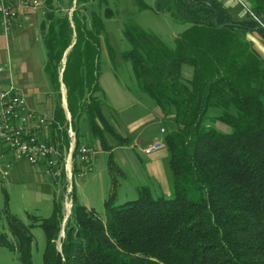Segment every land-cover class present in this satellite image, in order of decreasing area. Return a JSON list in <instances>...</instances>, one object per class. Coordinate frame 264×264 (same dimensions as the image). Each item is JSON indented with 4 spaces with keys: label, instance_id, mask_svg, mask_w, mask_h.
I'll use <instances>...</instances> for the list:
<instances>
[{
    "label": "trees",
    "instance_id": "trees-1",
    "mask_svg": "<svg viewBox=\"0 0 264 264\" xmlns=\"http://www.w3.org/2000/svg\"><path fill=\"white\" fill-rule=\"evenodd\" d=\"M55 1L63 0L46 1L41 23L45 71L58 93L52 130L67 121L63 69L76 135L87 121L92 141L100 139L108 149L106 134L120 136L103 111L104 21L94 12L89 26L77 9L71 17L59 16ZM75 1L77 7L90 2L68 0L69 8ZM246 1L257 19L251 13L239 17L221 0H157V12L189 25L172 47L138 26L125 28L130 49L123 59L130 61L140 90L174 122L164 138L173 195L156 197L145 187L137 199L116 204L113 191L104 217L74 201L62 254L55 243L65 217L55 200L53 215L41 224L47 235L44 264H264V55L248 39L252 34L264 44V0ZM108 51L113 60L114 49ZM184 67L191 69L190 78ZM9 223L16 242L0 234V247L32 264L31 227L16 217Z\"/></svg>",
    "mask_w": 264,
    "mask_h": 264
},
{
    "label": "rangeland",
    "instance_id": "rangeland-1",
    "mask_svg": "<svg viewBox=\"0 0 264 264\" xmlns=\"http://www.w3.org/2000/svg\"><path fill=\"white\" fill-rule=\"evenodd\" d=\"M221 1L239 17L251 13L257 19L252 14L251 4L246 0ZM54 4L56 14L59 16L69 14L71 17L77 9L80 17L88 20L89 26L92 24L94 12L104 21L101 85L106 103L103 111L105 118L120 137L115 139L114 136L108 134L106 140L109 148L105 149L100 139L92 141L87 121L79 123L81 133L76 135L68 109L67 89L63 83L64 70L62 69L60 92L67 102L65 109L67 121L53 130L50 128L47 135L49 134L48 140L55 145L61 156H63L62 150L64 151L65 164L73 154L70 160L72 161V175L68 177L63 167L64 177L49 178L45 176L42 166L33 167L24 160L12 158L11 176L7 181L0 183V234L6 236L10 243L15 244L16 236L12 233L9 223L11 217H16L27 227H31L30 231L34 236L31 247L32 264H44L47 235L41 224L53 215L55 200L56 203L62 202V212L65 217L55 243L56 250L62 254V244L66 237L65 224L72 213L74 201L77 200L88 210L93 209L99 216L104 217L105 201L113 191L116 193V204L137 199L139 189L145 187H148L156 197H172V178L164 138L173 129L174 122L169 120L170 117L168 118L167 114L140 90L130 61L122 57V54L130 49L124 31L127 26L135 25L160 39L166 46L172 47L176 38L189 28L188 24L181 22L170 13L157 12V0H90L78 7L75 1L72 8H69L68 0L55 1ZM45 6L46 4L43 3L37 11L42 17L45 16ZM37 34H39L38 37L43 38L40 31ZM4 37L2 46L3 50H7L10 38ZM104 37L107 38L108 44H105ZM248 39L264 55V44L252 34L248 35ZM31 41L27 38L22 39L21 45L27 47L29 43L32 45ZM108 46L112 47L116 53L113 60ZM10 50L14 59L16 55L24 59L35 84L43 94L54 92L55 105L58 101V93L55 92L53 86L51 87L50 78L44 70L47 63L44 43L39 39L38 42H34L33 48L24 50L21 54L19 52L15 54V49ZM65 63L66 55L62 61L63 67ZM183 73L186 78L192 75L188 67H184ZM96 96L102 99L101 93H97ZM87 97L89 98L90 94ZM212 114L215 115L218 112H212ZM49 120L52 123L54 121L53 118ZM217 128L224 132L229 131V128H225L222 124H218ZM67 134L69 141L66 140ZM56 137L60 138L59 143ZM87 140L91 141V144ZM67 141L69 148H66ZM158 143L165 145V148L152 151L153 146ZM85 144L93 149L95 159L93 171L81 176L80 174L86 171L79 165L77 158L76 163L74 154H77ZM59 145L63 148H59ZM150 145L148 154L144 150ZM76 167L81 169L80 173L75 170ZM15 227L13 224L14 230L17 229ZM0 264H22L20 254L8 247H0Z\"/></svg>",
    "mask_w": 264,
    "mask_h": 264
},
{
    "label": "built area",
    "instance_id": "built-area-1",
    "mask_svg": "<svg viewBox=\"0 0 264 264\" xmlns=\"http://www.w3.org/2000/svg\"><path fill=\"white\" fill-rule=\"evenodd\" d=\"M42 4V0H0V26L5 35L28 24L31 14ZM51 126L49 119L39 116L29 107L27 98L15 86L0 90V183L11 176L12 158L24 160L33 167L42 166L49 178H61L63 165L66 175H72L70 160L73 154L66 164L65 161L64 164L59 162L60 152L47 136ZM164 148L165 145L158 143L152 151ZM77 159L79 164L86 166V172L81 176L93 171L95 153L92 148L82 146Z\"/></svg>",
    "mask_w": 264,
    "mask_h": 264
},
{
    "label": "crops",
    "instance_id": "crops-1",
    "mask_svg": "<svg viewBox=\"0 0 264 264\" xmlns=\"http://www.w3.org/2000/svg\"><path fill=\"white\" fill-rule=\"evenodd\" d=\"M43 1V0H42ZM46 4L47 0H44ZM46 6L44 8V13H46ZM36 10L34 14H31L29 17L28 24L23 25L21 28H15L9 35H4V31L0 26V90L4 89L7 90L11 86H15V88L27 98L29 107L34 110L39 116L49 118H54V92L53 93H46L44 94L41 90L37 87L34 82L33 75L29 72L28 65L25 63L24 59L18 57L17 55L13 56L10 49H15V54L19 52L21 54L29 50L30 48L34 47V42L40 41L43 42L42 38L38 37V31L42 34L41 23L44 20L42 15L40 16ZM10 38L9 42V49L3 50V38ZM2 38V39H1ZM29 39L32 40L31 44L27 45V47H23L21 45L22 39ZM37 38V39H36ZM39 38V39H38ZM44 43V42H43ZM67 55V54H66ZM2 69V70H1ZM45 70V68H44ZM102 77V75H101ZM51 84V82H49ZM48 83V85H49ZM101 83V79H100ZM102 86V85H101ZM52 87V84H51ZM105 92V91H104ZM62 106L64 110L66 109V99L62 97ZM53 124V123H52ZM52 129V126H51ZM108 134H106L107 136ZM49 137V134L47 135ZM151 145L145 149L144 151L149 154L148 149ZM151 154V152H150ZM64 159V158H63ZM77 163V159H74ZM72 163V162H71ZM72 165V164H71ZM80 165V164H79ZM72 167V166H71ZM85 169V167H82ZM76 170V168H75ZM47 179V178H46Z\"/></svg>",
    "mask_w": 264,
    "mask_h": 264
},
{
    "label": "bare ground",
    "instance_id": "bare-ground-1",
    "mask_svg": "<svg viewBox=\"0 0 264 264\" xmlns=\"http://www.w3.org/2000/svg\"><path fill=\"white\" fill-rule=\"evenodd\" d=\"M71 207V206H70Z\"/></svg>",
    "mask_w": 264,
    "mask_h": 264
}]
</instances>
